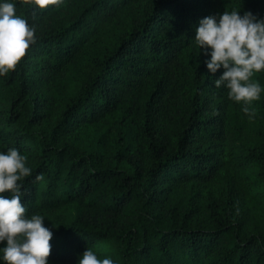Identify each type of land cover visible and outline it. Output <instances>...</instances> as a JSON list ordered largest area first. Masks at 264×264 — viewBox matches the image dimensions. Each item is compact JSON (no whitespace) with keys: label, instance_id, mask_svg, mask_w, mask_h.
I'll use <instances>...</instances> for the list:
<instances>
[{"label":"trees","instance_id":"1","mask_svg":"<svg viewBox=\"0 0 264 264\" xmlns=\"http://www.w3.org/2000/svg\"><path fill=\"white\" fill-rule=\"evenodd\" d=\"M13 2L35 43L0 76V151L28 157L22 203L53 231L48 264L88 247L115 264H264V91L249 119L192 41L225 10L264 19V0Z\"/></svg>","mask_w":264,"mask_h":264},{"label":"clouds","instance_id":"2","mask_svg":"<svg viewBox=\"0 0 264 264\" xmlns=\"http://www.w3.org/2000/svg\"><path fill=\"white\" fill-rule=\"evenodd\" d=\"M62 2L34 0L41 9ZM192 41L209 57L205 65L211 74L223 68L213 81L215 87L223 86L230 100L243 102L242 112L252 119L255 111L250 105L264 91L259 81L253 79L256 73L264 72V19L250 11L241 15L236 8L225 10L202 18ZM34 43L35 28L16 14L13 0H0V76L13 71ZM27 160L18 148L0 151V244H4L0 247V264H48L53 231L44 225L45 217L29 215L26 203H22L23 180L32 176ZM35 179L40 181L44 176L39 174ZM5 192L9 195H3ZM77 264L115 261L110 257L99 259L88 247Z\"/></svg>","mask_w":264,"mask_h":264}]
</instances>
